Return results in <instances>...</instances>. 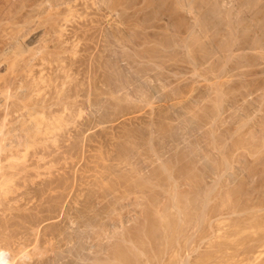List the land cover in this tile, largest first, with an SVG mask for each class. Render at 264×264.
<instances>
[{
  "label": "rangeland",
  "instance_id": "rangeland-1",
  "mask_svg": "<svg viewBox=\"0 0 264 264\" xmlns=\"http://www.w3.org/2000/svg\"><path fill=\"white\" fill-rule=\"evenodd\" d=\"M263 35L264 0H0L6 257L264 264Z\"/></svg>",
  "mask_w": 264,
  "mask_h": 264
},
{
  "label": "bare ground",
  "instance_id": "bare-ground-1",
  "mask_svg": "<svg viewBox=\"0 0 264 264\" xmlns=\"http://www.w3.org/2000/svg\"><path fill=\"white\" fill-rule=\"evenodd\" d=\"M245 23H246V22H245ZM244 30H245V29H244ZM245 32H246V31H245ZM247 32H248V31H247ZM263 36H264V35H263ZM258 38H260V37H258ZM262 39H263V38H262ZM262 39H261V40H262ZM259 47H260V46H259ZM241 61H242V60H241ZM234 62H235V61H234ZM243 63H244V62H243ZM245 63H247V62H245ZM237 64H238V63H237ZM234 65H235V64H234ZM255 65H256V64H255ZM27 66H28V65H27ZM144 66H145V65H144ZM144 66H143V67H144ZM246 66H247V65H246ZM253 66H254V65H253ZM238 67H239V66H238ZM254 67H255V66H254ZM256 67H258V66H256ZM259 67H260V66H259ZM263 67H264V66H263ZM140 68H141V67H140ZM240 68H241V67H240ZM244 68H245V66H244ZM241 69H242V68H241ZM142 70H143V69H142ZM239 70H240V69H239ZM140 72H141V71H140ZM239 72H240V71H238V73H239ZM248 72H249V71H248ZM241 74H242V73H241ZM255 74H256V73H255ZM260 74H261V73H260ZM260 74H259V75H260ZM156 75H157V74H156ZM253 75H254V74H253ZM261 75H262V74H261ZM263 75H264V74H263ZM238 76H239V75H238ZM254 76L257 77V75H254ZM131 77H132V75H131ZM236 77H237V75H236ZM244 77H246V76H244ZM244 77H243V78H244ZM250 77H252V76H250ZM238 78H239V77H238ZM235 79H236V78H235ZM239 79H240V78H239ZM245 79H246V78H245ZM44 80H45V79H44ZM150 80H151V79H150ZM229 80H230V79H229ZM246 80H247V79H246ZM237 81H238V80H237ZM156 82H157V81H156ZM170 82H171V81H170ZM245 82H246V81H245ZM42 83H43V82H42ZM54 83H55V82H54ZM143 83H145V82H143ZM146 83H147V82H146ZM146 83H145V84H146ZM227 83H230V81H228ZM10 84H11V83H10ZM12 84H13V83H12ZM15 84H16V83H15ZM46 84H47V83H46ZM49 84H50V83H49ZM60 84H62V83H60ZM148 84H149V83H148ZM148 84H147L146 86H148ZM169 84H170V83H169ZM173 84H174V83H173ZM43 85H44V84H43ZM126 85H127V84H126ZM126 85H125V86H126ZM150 85H151V83H150ZM153 85H154V84H153ZM162 85H163V84H162ZM184 85H185V84H184ZM193 85H194V84H193ZM20 86H21V85H20ZM49 86H50V85H49ZM76 86H77V85H76ZM170 86H171V85H170ZM35 87H36V86H35ZM35 87H34V88H35ZM38 87H39V86H38ZM58 87H60V86H58ZM58 87H57V88H58ZM143 87H144V86H143ZM150 87H154V86H150ZM195 87H196V86H195ZM55 88H56V86H55ZM76 88H77V87H76ZM120 88H121V87H120ZM134 88H135V87H134ZM138 88H139V87H138ZM138 88H137V89H138ZM182 88H183V87H182ZM193 88H194V87H193ZM193 88H192V89H193ZM17 89H18V88H17ZM43 89H45V88H43ZM43 89H42V90H43ZM72 89H73V88H72ZM143 89H144V88H143ZM146 89H147V88H146ZM194 89H195V88H194ZM220 89H221V88H220ZM10 90H11V89H10ZM45 90H46V89H45ZM45 90H43V91H45ZM62 90H63V89H62ZM75 90H76V89H75ZM78 90H79V89H78ZM124 90H125V89H124ZM126 90L129 91L130 88H129V89H126ZM153 90H154V89H153ZM169 90H170V89H169ZM218 90H219V89H218ZM7 91H8V90H7ZM7 91H6V93H7ZM73 91H74V89H73ZM128 91H127V92H128ZM130 91H131V90H130ZM141 91L144 92L145 90H141ZM151 91H152V90H151ZM175 91H176V90H175ZM175 91H174V92H175ZM52 92H53V91H52ZM56 92H57V90H56ZM64 92H65V91H64ZM131 92H132V91H131ZM134 92H135V91H134ZM158 92H159V91H158ZM10 93H11V92H10ZM43 93H44V92H43ZM75 93H76V92H74V94H75ZM77 93H78V92H77ZM125 93H126V91H125ZM125 93H124V94H125ZM170 93H171V92H170ZM216 93H217V92H216ZM216 93H215V94H216ZM3 94H5V92H4ZM58 94H59V93H58ZM58 94H57V95H58ZM61 94H62V93H61ZM124 94H123V95H124ZM131 94H132V93H131ZM139 94L142 95V93H139ZM153 94H154V92H153ZM166 94H167V93H166ZM173 94H174V93H172V95H173ZM175 94H176V93H175ZM8 95H9V94H8ZM34 95H35V94H34ZM45 95H46V94H45ZM67 95H68V94H67ZM126 95H127V93H126ZM129 95H130V94H129ZM145 95H146V93H145ZM4 96H5V95H3V97H4ZM9 96H10V95H9ZM35 96H36V95H35ZM59 96H60V95H59ZM65 96H66V95H65ZM139 96H140V95H139ZM143 96H144V95H143ZM147 96H148V95H147ZM155 96H156V95H155ZM15 97H16V96H15ZM19 97H20V96H19ZM27 97H28V96H27ZM42 97H43V96H42ZM209 97H210V96H209ZM209 97H208V98H209ZM4 98L6 99V97H4ZM28 98H29V97H28ZM60 98H61V97H60ZM68 98H69V97H68ZM76 98H77V97H76ZM87 98H88V97H87ZM152 98H153V97H152ZM152 98H150V100H151ZM168 98H169V97H168ZM215 98H216V97H215ZM215 98H214V99H215ZM219 98H220V97H219ZM18 99H19V98H18ZM39 99H41V98H39ZM44 99H45V97H44ZM88 99H89V98H88ZM153 99H154V98H153ZM155 99H156V98H155ZM155 99H154V100H155ZM204 99H206V98H204ZM212 99H213V98H212ZM6 100H7V99H6ZM23 100H24V99H23ZM27 100H28V99H27ZM72 100H73V99H72ZM150 100H148V101H149L148 104L150 103ZM202 100H203V99H202ZM24 101H25V100H24ZM28 101H29V100H28ZM31 101H32V100H31ZM37 101L39 102L40 100H37ZM37 101H36V102H37ZM42 101H43V100H41L40 102H42ZM48 101H49V100H48ZM96 101H97V100H96ZM100 101H101V100H100ZM151 101H152V100H151ZM4 102H5V101H4ZM4 102H3V103H4ZM22 102H23V101H22ZM38 102H37V103H38ZM40 102H39V103H40ZM181 102H182V101H181ZM189 102H190V101H189ZM215 102H216V101H214V103H215ZM218 102H219V101H218ZM11 103H12V102H11ZM20 103H21V102H20ZM44 103H45V102H44ZM44 103H43V104L40 103L39 105L42 104V106H43ZM72 103H73V102H72ZM194 103H195V102H194ZM5 104H6V103H5ZM13 104H14V103H13ZM26 104H27V103H26ZM66 104H67V103H66ZM76 104H78V103H76ZM85 104H86V103H85ZM101 104H102V103H101ZM171 104H172V103H171ZM191 104H192V103H191ZM11 105H12V104H11ZM39 105H38V106H39ZM68 105H70V104H68ZM72 105H73V104H72ZM13 106H14V105H13ZM20 106H21V105H20ZM22 106H23V105H22ZM32 106H33V105H32ZM44 106H46V105H44ZM47 106L49 107V105H47ZM74 106H75V105H74ZM74 106H73V107H74ZM78 106H79V105H78ZM2 107H4V106H2ZM14 107H15V106H14ZM34 107H35V108H34ZM34 107H32V108L36 110L37 104H36V106H35V104H34ZM57 107H58V106H57ZM180 107H181V106H180ZM185 107H186V106H185ZM5 108H6V107H5ZM8 108H9V107H8ZM17 109H18V108H17ZM24 109H25V108H24ZM57 109H58V108H57ZM62 109H63V108H62ZM166 109H167V108H166ZM186 109H187V107H186ZM193 109H194V108H193ZM3 110H4V109H3ZM46 110H47V109H46ZM77 110H78V109H77ZM171 110H172V109H171ZM171 110H170V111H171ZM6 111H7V109H6ZM10 111H11V110H10ZM16 111H17V110H16ZM21 111H22V110H21ZM36 111H37V110H36ZM36 111H34V112H36ZM55 111H56V110H55ZM95 111H96V110H95ZM179 111H180V110H179ZM22 112H23V111H22ZM49 112H50V111H49ZM185 112H186V110H185ZM191 112H192V111H191ZM7 113H8V111H7ZM16 113H17V112H16ZM44 113H45V111H44ZM50 113H51V112H50ZM52 113H54V112H52ZM99 113H100V112H99ZM103 113H104V112H103ZM181 113H182V111H181ZM181 113H180V114H181ZM27 114H28V112H27ZM165 114H166V113H165ZM167 114H168V113H167ZM45 115H46V114H45ZM25 116H26V115H25ZM41 116H42V115H41ZM51 116H52V115H51ZM96 116H97V115H96ZM4 117H5V116H4ZM21 117H23V116H21ZM27 117H28V116H27ZM46 117H47V116H46ZM46 117H45V119H46ZM164 117H165V116H164ZM193 117H194V116H193ZM193 117H192V118H193ZM6 118H7V117H6ZM48 118H49V117H48ZM179 118H180V117H179ZM2 119H3V117H2ZM4 119H5V118H4ZM45 119H44V120H45ZM49 119H50V118H49ZM188 119H189V118H188ZM28 120H29V119H28ZM69 120H70V119H69ZM153 120H154V119H153ZM190 120H191V119H190ZM21 121H22V120H21ZM24 121H25V120H24ZM47 121H48V120H47ZM50 121H51V120H50ZM53 121H54V120H53ZM66 121H67V120H66ZM184 121H185V120H184ZM30 122H31V121H30ZM21 123H22V122H21ZM25 123H28V122H25ZM32 123H33V122H32ZM47 123H48V122H47ZM49 123H50V122H49ZM173 123H174V122H173ZM180 123H181V122H180ZM0 124H1V123H0ZM19 124H20V123H19ZM37 124H38V123H37ZM183 124H184V123H183ZM183 124H182V125H183ZM4 125H5V124H4ZM7 125H8V124H7ZM31 125H32V124H31ZM43 125H44V124H43ZM173 125H174V124H173ZM179 125H180V124H179ZM210 125H211V124H210ZM0 126L2 127V124H1ZM20 126H21V125H19V127H20ZM27 126H28V125H27ZM33 126H34V125H33ZM196 126H197V125H196ZM196 126H195V127H196ZM201 126H202V125H201ZM206 126H207V125H206ZM1 127H0V129H1ZM25 127H26V126H25ZM25 127H24V128H25ZM186 127H187V126H186ZM20 128H21V127H20ZM31 128H32V127H31ZM45 128H46V126H45ZM49 128H50V127H49ZM49 128H48V129H49ZM51 128H52V127H51ZM178 128H179V127H178ZM178 128H176V129H178ZM182 128H183V127H182ZM184 128H185V127H184ZM200 128H201V127H200ZM22 129H23V128H22ZM22 129H21V130H22ZM46 129H47V128H46ZM180 129H181V128H180ZM196 129H197V128H196ZM9 130H10V129H9ZM18 130H19V129H18ZM44 130H45V129H44ZM127 130H128V129H127ZM182 130H183V129H182ZM190 130H191V129H190ZM200 130H201V129H200ZM202 130H203V129H202ZM24 131H25V130H24ZM27 131H28V130H27ZM155 131H156V130H155ZM178 131H179V130H178ZM207 131H208V130H207ZM213 131H215V130H213ZM123 132H124V131H123ZM191 132H192V131H191ZM211 132H212V131H211ZM216 132H217V131H216ZM24 133H25V132H24ZM159 133H160V132H159ZM180 133H181V132H180ZM7 134H8V131H7ZM42 134H46V133H42ZM15 135H16V134H15ZM23 135H24V134H23ZM207 135H208V134H207ZM132 136H133V135H132ZM160 136H161V135H160ZM184 136H185V135H184ZM186 136H187V135H186ZM191 136H192V135H191ZM204 136H205V134H204ZM222 136H223V135H222ZM46 137H47V136H46ZM124 137H125V136H124ZM128 137L130 138V136H128ZM18 138H19V137H18ZM18 138H17V139H18ZM164 138H166V137H164ZM14 139H15V138H14ZM21 139H22V138H21ZM21 139H20V140H21ZM126 139H127V138H126ZM25 140H26V139H25ZM178 140H179V139H178ZM182 140H183V139H182ZM209 140H210V139H209ZM8 141H9V140H8ZM21 141H22V140H21ZM23 141H24V139H23ZM129 141H130V139H129ZM25 142H26V141H25ZM181 142H183V141H181ZM184 142H185V141H184ZM186 142H187V141H186ZM10 143H11V142H10ZM13 143H14V142H13ZM15 143H16V146H17L16 148H18V146H20L19 144H21L22 142H19V140H17ZM23 143H24V142H23ZM23 143H22V144H23ZM159 143H160V142H159ZM190 143H191V142H190ZM187 144H188V143H187ZM192 144H193V143H192ZM162 145H163V144H162ZM157 146H158V145H157ZM197 146H198V145H197ZM197 146H196V147H197ZM206 146H207V145H206ZM185 147H186V146H185ZM0 148H1V145H0ZM12 148H13V147H12ZM12 148H11V149H12ZM186 148H187V147H186ZM3 149L5 150V148H3ZM3 149H2V150H3ZM194 149H195V148H194ZM0 150H1V149H0ZM16 150H17V149H16ZM5 151H6V150H5ZM8 151H9V149H8ZM22 151H23V150H22ZM39 151H40V150H39ZM158 151H159V150H158ZM205 151H206V150H205ZM15 152H16V151H15ZM158 153H159V152H158ZM161 153H162V152H161ZM203 153H204V152H203ZM208 154H209V152H208ZM8 155H9V154H8ZM21 155H22V154H21ZM204 155H206V154H204ZM11 156H12V155H11ZM13 156H14V155H13ZM13 156L11 157L12 161L17 160V159L13 160ZM17 156H18V155H17ZM14 157H15V156H14ZM21 157H22V156H21ZM33 157H34V155H33ZM43 157H44V156H43ZM206 157H207V156H206ZM1 158H2V157H1ZM6 158H7V157H6ZM9 158H10V157H9ZM17 158H18V157H17ZM44 158H45V157H44ZM44 158H43V159H44ZM168 158H169V157H168ZM43 159H42V160H43ZM1 160H2V159H1ZM5 160H6V159H5ZM27 160H28V159H27ZM40 160H41V159H40ZM42 160H41V162H42ZM10 161H11V160H9V162H10ZM12 161H11V162H12ZM18 162H19V160H18ZM23 162L25 163L26 161L24 160ZM29 162H30V161H29ZM33 162H34V161H33ZM19 163H20V162H19ZM31 163H32V162H31ZM31 163H30V164H31ZM36 163H39V162L36 161ZM43 163H45V162H43ZM12 164H14V162H12ZM27 164H28V162H27ZM32 164H33V163H32ZM32 164H31V165H32ZM2 165H3V164H2ZM5 165H6V164H5ZM8 165H9V163H8ZM16 165H17V164L15 163L14 167H15ZM18 165H19V164H18ZM43 165H45V164H43ZM34 166H35V163H34ZM38 166H40V165H38ZM38 166H37V167H38ZM0 167H1V165H0ZM11 167H12V166H11ZM29 167H30V166H29ZM161 167H162V166H160V168H161ZM1 168H3V167H1ZM6 168H7V167H6ZM22 168H23V167H22ZM15 169H16V168H15ZM15 169H14L13 171H15ZM17 169H18V167H17ZM27 170H28V169H27ZM1 171H2V170H1ZM4 171H5V170H4ZM16 171H17V170H16ZM5 172H6V171H5ZM9 172H10V171H9ZM10 173H11V172H10ZM13 173H15V172H13ZM19 173H20V172H19ZM8 174H9V173H8ZM185 174H186V173H185ZM15 175H16V174H15ZM62 175H63V174H62ZM170 175H171V174H170ZM170 175H169V176H170ZM189 175H190V174H189ZM11 176H12V175H11ZM187 176H188V175H187ZM158 177H159V176H158ZM60 178H61V177H60ZM49 179H50V178H49ZM51 179H52V178H51ZM63 179H65V178H63ZM66 179H67V178H66ZM193 179H194V178H192V180H193ZM45 181H46V180H45ZM58 181H60V180H58ZM61 181H62V179H61ZM40 182H41V181H40ZM47 182H48V181H47ZM49 182H50V181H49ZM68 182H69V181H68ZM70 182H71V181H70ZM52 183H53V182H52ZM56 183H57V182H56ZM59 183H60V182H59ZM190 183H191V182H190ZM39 184H40V183H39ZM48 184H49V183H48ZM191 184H192V183H191ZM50 185H51V184H50ZM193 185H195V184H193ZM40 186H41V185H40ZM55 186H56V185H55ZM160 186H161V185H160ZM44 187H45V186H44ZM46 188H47V186H46ZM51 189H52V187H51ZM55 189H56V188H55ZM66 189H67V188H66ZM207 189H208V188H207ZM69 190H70V189H69ZM40 191H41V190H40ZM45 191H46V189H45ZM37 192H38V191H37ZM47 192H48V190H47ZM68 192H69V191H68ZM57 193H58V192H57ZM92 193H94V192H92ZM95 193H96V192H95ZM205 193H206V192H205ZM2 194H3V193H2ZM38 194H39V193H38ZM49 194H50V193H49ZM65 194H66V193H65ZM174 194H175V193H174ZM20 195H21V194H20ZM62 195H63V193H62ZM2 196H4V195H2ZM58 196H59V194H58ZM56 197H57V196H56ZM91 197H92V196H91ZM177 197H178V196H177ZM63 198H65V197H63ZM63 198H62V199H63ZM205 198H206V197H205ZM48 199H49V198H48ZM65 199H66V198H65ZM65 199H64V201H65ZM174 199H175V198H174ZM193 199H194V198H193ZM49 200H50V199H49ZM110 200H111V199H110ZM201 200H202V199H201ZM205 200H206V199H205ZM207 200H208V199H207ZM191 201H192V200H191ZM178 202H179V201H178ZM203 202H204V201H203ZM108 203H109V202H108ZM113 203H114V202H113ZM179 203H181V202H179ZM191 203H192V202H191ZM204 203H205V202H204ZM204 203H203V204H204ZM175 204H176V203H175ZM182 204H183V203H182ZM60 205H61V204H60ZM111 205H112V204H111ZM179 205H180V204H179ZM81 206H82V205H81ZM96 206H97V205H96ZM113 206H114V205H113ZM191 206H192V205H191ZM203 206H204V205H203ZM206 206H207V205H206ZM67 207H68V206H67ZM94 207H95V206H94ZM100 207H101V206H100ZM178 207H179V206H178ZM178 207H177V208H178ZM182 207H183V206H182ZM96 208H97V207H96ZM110 208H111V207H110ZM177 208H176V209H177ZM41 209H42V208H41ZM73 209H74V208H73ZM89 209H90V207H89ZM103 209H104V207H103ZM39 210H40V209H39ZM71 210H72V209H71ZM76 210H77V209H76ZM78 210H79V209H78ZM114 210H116V209H114ZM181 210H182V209H181ZM63 211H64V210H63ZM65 211H66V210H65ZM67 211H68V209H67ZM96 211H97V210H96ZM103 211H104V210H103ZM112 211H113V210H112ZM77 212H78V211H77ZM182 212H183V211H182ZM59 213H61V210H60ZM59 213H58V214H59ZM63 213H64V212H63ZM82 213H85V212H82ZM87 213H88V212H87ZM105 213H106V212H105ZM176 213H177V212H176ZM77 214H78V213H77ZM109 214H110V213H109ZM203 214H204V213H203ZM21 215H22V214H21ZM80 215H81V213H80ZM80 215H79V216H80ZM98 215H99V214H98ZM113 215H114V214H113ZM75 216L77 217L78 215H75ZM79 216H78V218H79ZM82 216H83V215H82ZM82 216H80V217H82ZM90 217H91V215H90ZM90 217H88V220H89ZM154 217H155V216H154ZM63 218H66V215H63ZM94 218H95V216L93 215L92 218H90V222H89V223H90V225L92 226L91 228H93V229H92L93 231L91 232L92 235H93V236H96V235H97V230H98V229L96 230L95 228L98 227L99 225L96 223L97 220H95ZM106 218H107V217H106ZM202 219H203V217H202ZM22 220H23V219H22ZM100 220H101V219H99V221H100ZM151 220H152V219H151ZM162 220H163V219H162ZM162 220H161V221H162ZM3 221H4V220H3ZM8 221H9V220H8ZM153 221H154V220H153ZM155 221H156V220H155ZM155 221H154V222H155ZM167 221H168V220H167ZM22 222H23V221H22ZM75 222H76V221H75ZM13 223H14V222H13ZM158 223H159V222H158ZM3 224H4V223H3ZM5 224H6V223H5ZM16 224H17V223H16ZM74 224H75V223H74ZM10 225H11V224H10ZM97 225H98V226H97ZM152 225H153V223H148V224L146 225L145 229H143L144 232H142V234H144V235H146V236H148V235L151 236V235H152V231H151V229H152V228H151ZM156 225H157V224H156ZM171 225H172V224H171ZM0 226H1V225H0ZM176 226H177V225H176ZM156 227H157V226H156ZM179 227H180V226H179ZM80 228H81V227H80ZM88 228H90V227H88ZM153 228H154V227H153ZM72 229H73V228H72ZM78 229H79V228H78ZM139 229H141V228H139ZM157 229H158V228H157ZM174 229H175V228H174ZM3 230H4V229H3ZM113 230H114V229H113ZM152 230H153V229H152ZM166 230H167V229H166ZM83 231H84V230H83ZM99 232H100V231H99ZM111 232H112V231H111ZM115 232H116V230H115ZM119 232H120V231H119ZM72 233H73V231H72ZM116 233H117V232H116ZM13 234H14V233H13ZM81 234H82V233H81ZM111 234H112V233H111ZM111 234H110V237H111ZM117 234H118V233H117ZM134 234H135V233H134ZM60 235H61V234H60ZM86 235H87V234H86ZM88 235H89V234H88ZM98 235H100V234H98ZM98 235H97V236H98ZM8 236H9V234H8ZM83 236H84V235H83ZM93 236H91V240H92V239L94 240V237H93ZM97 236H96V237H97ZM157 236H158V235H157ZM261 236H262V235H261ZM73 237H74V236H73ZM79 237H80V236H79ZM79 237H78V238H79ZM96 237H95V239H98V238H96ZM98 237H99V236H98ZM113 237H114V236H113ZM118 237H119V236H118ZM121 237H122V236H121ZM121 237H120V238H121ZM100 238H102V237H99V240H100ZM131 238H132V237H131ZM154 238H155V237H154ZM159 238H160V237H159ZM159 238H158V239H159ZM61 239H62V238H61ZM127 239H128V238H127ZM132 239L134 240L133 242H132ZM132 239H131V241H130V240H127V241H130V242H132V243L134 244V242L139 241L140 237H138V238H137V237H134V238H132ZM262 239H263V238H262ZM69 240H70V239H69ZM1 241H2V240H1ZM167 241H168V240H167ZM2 242H3V241H2ZM2 242H1V243H2ZM6 242H7V241H6ZM94 242L97 243L98 241L95 240ZM141 242H142V241H141ZM159 242H160V241H159ZM163 242H164V241H163ZM124 243H125V242H124ZM150 243H151V242H150ZM259 243H260V242H259ZM4 244H6V243H4ZM9 244L11 245V242H10ZM142 244H143V243H142ZM144 244H145V243H144ZM148 244H149V243H148ZM261 244H262V243H261ZM263 244H264V243H263ZM263 244H262V245H263ZM0 245H1V244H0ZM120 245H121V244H120ZM258 245H259V244H258ZM7 246H8V245H7ZM98 246H99V245H98ZM114 246H115V245H114ZM17 247H18V246H17ZM22 247H23V246H22ZM82 247H83V246H82ZM103 247H104V246H103ZM108 247H109V246H108ZM108 247H107V248H108ZM115 247H117V246H115ZM131 247H132V246H131ZM11 248H12V247H11ZM107 248H106V249H107ZM117 248H118V247H117ZM117 248H116V249H117ZM247 248H248V247H247ZM16 249H17V248H16ZM18 249H19V248H18ZM23 249H24V248H23ZM69 249H70V248H69ZM83 249H84V248H83ZM92 249H93V248H92ZM96 249H97V248H96ZM106 249H105V250H106ZM111 249H112V247H111ZM111 249H110V250H111ZM114 249H115V248H114ZM8 250H9V249H8ZM20 250H21V249H20ZM24 250H25V249H24ZM90 250H91V249H90ZM94 250H95V249H94ZM99 250H100V249H99ZM126 250H128V249H126ZM251 250H252V249H251ZM260 250H261V249H260ZM18 251H19V250H18ZM70 251H71V250H70ZM97 251H98V249H97ZM97 251L95 250V251H94V254H92L93 259H94L97 255H99L98 253H97V255H96V252H97ZM134 251H135V250H134ZM158 251H159V250H158ZM13 252H14V251H13ZM24 252H25V251H24ZM91 252H92V251H91ZM135 252H136V251H135ZM135 252H134V253H135ZM159 252H160V251H159ZM241 252H242V251H241ZM246 252H247V251H246ZM248 252H249V251H248ZM260 252H261V251H260ZM6 253H7L6 250H4V249H2V248L0 247V264H16V263L14 262V260H15V258L18 256V254L21 253V252L16 253V251H15L16 254L13 255L14 253H12V251H11V253H12L11 255H13V256L10 257V258H7V257H6ZM22 253H23V252H22ZM41 253H42V252H41ZM112 253H114V254H111V255H110V256H113V255H114L112 259H115V260H116V259H120V260H122L125 264L128 263V261H129V257H128V255L126 254L127 251H126V253H125V252H123V250H121V249L119 248V249H117L115 252H112ZM139 253H142V251L139 252ZM153 253H154V252H153ZM249 253H250V252H249ZM28 254H29V253H28ZM90 254H91V253H90ZM106 254H107V253H106ZM137 254H138V251H137ZM142 254H143V253H142ZM243 254H244V253H243ZM254 254H255V253H254ZM258 254H259V253H258ZM26 255H27V254H25V257H26ZM94 255H96V256H94ZM249 255H250V254H249ZM8 256H9V255H8ZM30 256H31V255H30ZM105 256H106V255H105ZM246 256H247V255H246ZM250 256H251V255H250ZM252 256H254V255H252ZM18 257L21 258L20 255H19ZM130 257H131V256H130ZM247 257H248V256H247ZM28 258H29V257H28ZM81 258H82V257H81ZM97 258H98V257H97ZM97 258H95L96 260L94 259L93 263H94L95 261L98 262V261L100 260V258H99V260H98ZM101 258H102V257H101ZM203 258H204V257H203ZM245 258H246V257H245ZM253 258H254V257H253ZM256 258H257V257H256ZM59 259H60V258H59ZM64 259H65V258H64ZM89 259H90V258H89ZM20 260H21V259H20ZM24 260H25V259H24ZM24 260H23V261H24ZM62 260H63V259H62ZM254 260H255V259H254ZM15 261H16V260H15ZM23 261H22V262H23ZM20 262H21V261H20ZM51 262H52V261H51ZM85 262H86V260H85ZM97 262H95V263H97ZM115 262H116V261H114V263H115ZM151 262H152V261H151ZM151 262H150V263H151ZM49 263H50V262H49ZM107 263H108V262H107ZM78 264H79V262H78ZM97 264H100V263H97ZM101 264H103V263L101 262ZM104 264H106V262H104ZM129 264H130V263H129Z\"/></svg>",
  "mask_w": 264,
  "mask_h": 264
}]
</instances>
